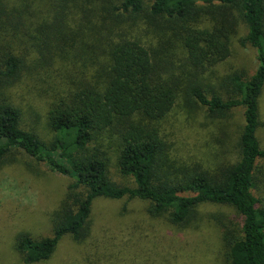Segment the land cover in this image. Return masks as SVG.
<instances>
[{
    "label": "trees",
    "instance_id": "trees-1",
    "mask_svg": "<svg viewBox=\"0 0 264 264\" xmlns=\"http://www.w3.org/2000/svg\"><path fill=\"white\" fill-rule=\"evenodd\" d=\"M236 43L254 49V71L229 65ZM20 85L48 99L49 140L23 128ZM263 93L264 0H0V173L16 165L36 180L46 162L73 179L50 232L19 225L9 249L21 264H51L67 236L85 264H164L165 228L206 231V264H264ZM174 111L201 138L186 142ZM104 199L126 200L122 250L110 254L108 239L88 248ZM208 205L240 219L208 216Z\"/></svg>",
    "mask_w": 264,
    "mask_h": 264
},
{
    "label": "rangeland",
    "instance_id": "rangeland-1",
    "mask_svg": "<svg viewBox=\"0 0 264 264\" xmlns=\"http://www.w3.org/2000/svg\"><path fill=\"white\" fill-rule=\"evenodd\" d=\"M254 54L255 51L253 48H241L236 43L233 58L229 62V65L232 67H238L241 65L248 67L250 72L254 71L256 67ZM13 95L16 104L22 110L23 128L39 132L45 140H49L51 138V133L47 129L45 121L48 99L37 95L35 89H30L26 85L16 86L13 89ZM199 111V115L203 113L205 114L203 109H200ZM241 112L242 109L239 107L233 110L232 113L236 120L241 118ZM176 117L180 118V116L174 111L172 115H170V119L175 120ZM261 120L263 124L258 131V137L261 145L264 147V93L261 97ZM177 125L181 130L180 133L182 136L186 137V142H192L195 137H200L195 129H191L187 124H183L182 117L180 120H177ZM235 128V124L234 126H229L230 133H232ZM39 167L42 175H40V177L36 176V180L27 177V171L16 165L8 168L10 170H3L0 173V252L2 254L1 262H4L5 264H21L19 262V257L9 249V238L13 235L15 230H17V226L25 225V229L38 235L49 233V213L51 207L53 203L56 205L65 194L68 185L73 182V179L66 175H62L55 171H49V165H47L46 162H42ZM47 171L49 172L46 173ZM262 174H264V170L262 171ZM117 180L119 182H121V180L126 182V180L124 181V179L121 178H118ZM127 182H130V180L127 179ZM260 187H262L261 194L264 195V183L261 184ZM125 201V199L116 201L104 199L98 202L95 208L94 222L99 236L98 238L90 239L88 244L89 251L91 250L92 253L99 251L94 248L92 249V247L98 243V239L100 242H105L106 239H108V243H111L112 245L111 248L109 244L108 251L103 249L102 252H108V254H110L111 252L109 251H112L113 249L119 251L122 250L123 234L127 231L125 229V221L116 216L121 214ZM203 210L208 216L222 214L225 215L226 218H230L234 221L240 219L239 215L229 206L208 205L204 207ZM27 218L30 220L25 221ZM210 226H212L210 223H206V226H203L208 228L209 232H207L209 234H211L212 230ZM146 228V234H150L152 233V230H155L154 228L158 227L155 226L153 228V225H147ZM160 229L161 232L158 234V237L156 236V238L160 240L158 243L159 247L156 249L165 258L170 260V263L167 261L164 264H206V259H203L202 261L201 252L202 249H206L207 246L202 245L197 239L199 236H203L202 234H205L206 231L197 234L188 233L184 236H179L170 234L165 228ZM213 236L214 235H212V237ZM207 238L209 239V252L213 253L217 246V240L210 236ZM161 247H163L164 250H162ZM76 248L77 247L73 245V242L69 237H64L60 241L55 257L52 259L54 261L51 264H64L66 262H68V264H73L74 259H77V264H85L86 262L83 261L85 259L84 255V259L82 260V256L79 254L80 249L76 253V250L78 249ZM208 256L213 259V255ZM134 258L135 259L133 260L128 259L126 264H136L137 258ZM112 261L115 264H118L117 261L113 260V257L109 256H105L100 263L111 264ZM122 264L124 263L122 262ZM212 264H221V261L220 259L219 261L213 260Z\"/></svg>",
    "mask_w": 264,
    "mask_h": 264
}]
</instances>
